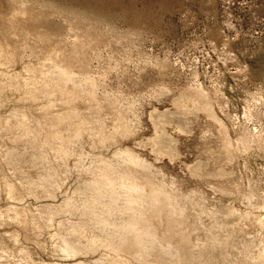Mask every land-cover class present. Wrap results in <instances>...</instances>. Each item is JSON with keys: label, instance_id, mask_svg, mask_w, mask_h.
I'll return each instance as SVG.
<instances>
[{"label": "rangeland", "instance_id": "rangeland-1", "mask_svg": "<svg viewBox=\"0 0 264 264\" xmlns=\"http://www.w3.org/2000/svg\"><path fill=\"white\" fill-rule=\"evenodd\" d=\"M0 264H264V0H0Z\"/></svg>", "mask_w": 264, "mask_h": 264}, {"label": "bare ground", "instance_id": "bare-ground-1", "mask_svg": "<svg viewBox=\"0 0 264 264\" xmlns=\"http://www.w3.org/2000/svg\"><path fill=\"white\" fill-rule=\"evenodd\" d=\"M189 103V102H188ZM133 175V174H132ZM128 176V175H127ZM131 176V175H130ZM133 176H135V175H133Z\"/></svg>", "mask_w": 264, "mask_h": 264}]
</instances>
